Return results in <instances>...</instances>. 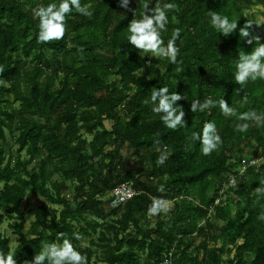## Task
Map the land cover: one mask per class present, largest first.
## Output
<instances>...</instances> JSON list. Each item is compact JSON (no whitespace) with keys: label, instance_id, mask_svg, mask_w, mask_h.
I'll use <instances>...</instances> for the list:
<instances>
[{"label":"trees","instance_id":"trees-1","mask_svg":"<svg viewBox=\"0 0 264 264\" xmlns=\"http://www.w3.org/2000/svg\"><path fill=\"white\" fill-rule=\"evenodd\" d=\"M252 6L264 0H0V142L17 133L18 147H0V264H264ZM247 147L263 160L239 174ZM124 149L148 167L125 170ZM127 182L134 196L110 209ZM28 191L60 210L41 207L24 233Z\"/></svg>","mask_w":264,"mask_h":264},{"label":"rangeland","instance_id":"rangeland-1","mask_svg":"<svg viewBox=\"0 0 264 264\" xmlns=\"http://www.w3.org/2000/svg\"><path fill=\"white\" fill-rule=\"evenodd\" d=\"M245 13L250 16V18H253L255 22H264V8L262 6H252L248 9L245 10ZM154 54V52H153ZM249 70L251 72H257V65L255 62L250 63L249 65ZM141 73H139L140 75ZM115 78H110L108 82H115ZM246 104L245 101L242 102V105ZM16 107V105H14ZM104 126L106 129H110L111 123L108 121L104 122ZM17 136V133L14 135H11L9 133H6V141L4 143L0 142V147L3 148L5 154L7 156H13V158L17 157V145L15 142V138ZM122 154L124 155L126 159V168L125 170H140L141 168H146L148 167L147 164V153H142L141 155H135L132 151H128L124 149L122 151ZM21 158H25V153H21ZM263 158L261 157V152L260 150L255 151V149L247 147L243 154L239 157L236 158L235 162L238 165V170H240L244 165L246 167L247 164L250 162L255 161V165L257 166L262 162ZM38 161H34L29 167V171H34L37 169L38 166ZM251 164V163H250ZM74 185L67 183L66 184V191L63 193V196L68 200L71 201L74 195ZM231 198V195L228 193L226 194L224 199H229ZM46 207L50 211H59L60 208L56 206H49L47 205L38 195L33 194L31 191H28L27 197L25 201L22 203L21 210L24 213L26 217V223H25V228H24V233H27L29 226L32 222H34V216L35 213L41 208V207ZM172 205H165L162 207V209L158 212H155L154 215H150L147 218L148 222H154L155 217H157L158 214L162 215L163 217L166 216L169 213V210ZM106 211L109 212L110 209L106 208ZM15 223L14 220L10 219H5L3 225L1 226V232L2 234L9 240L10 248L13 250L16 245H17V236L15 235L13 231V224ZM199 242V241H198ZM197 242V243H198ZM196 243V244H197ZM83 246H88L87 241H84ZM223 258L226 260L227 255H224ZM91 264H99L97 263L96 259L91 261Z\"/></svg>","mask_w":264,"mask_h":264},{"label":"built area","instance_id":"built-area-1","mask_svg":"<svg viewBox=\"0 0 264 264\" xmlns=\"http://www.w3.org/2000/svg\"><path fill=\"white\" fill-rule=\"evenodd\" d=\"M251 163V164H250ZM249 164L245 165L239 170V174H243L244 170L247 167H254L255 165V161L250 162ZM235 183L234 177L231 176L228 178V181L226 184H224V188H229V187H233ZM134 196V190L132 187V184L127 182L124 184H121L119 186H117L112 193L110 194V202H109V207L110 209H116L119 206H121L122 204L126 203L128 200H130L132 197ZM215 204H218V201L215 202ZM162 264H172V260H171V255L168 256V258H166L164 260V262Z\"/></svg>","mask_w":264,"mask_h":264}]
</instances>
